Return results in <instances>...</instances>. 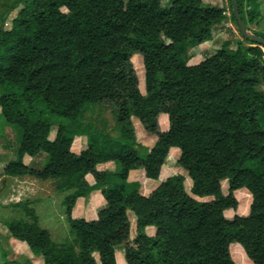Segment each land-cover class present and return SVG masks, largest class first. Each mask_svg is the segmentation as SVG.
Listing matches in <instances>:
<instances>
[{
    "label": "trees",
    "instance_id": "16d2710c",
    "mask_svg": "<svg viewBox=\"0 0 264 264\" xmlns=\"http://www.w3.org/2000/svg\"><path fill=\"white\" fill-rule=\"evenodd\" d=\"M236 1L245 26L256 23L258 2ZM225 18L223 7L202 0H14L1 14L0 115L16 141L3 174L52 179L68 192L62 204L73 244L56 245L27 202L14 206L32 221L6 222L8 234L42 264H116L118 247L125 264H234L232 244L252 264H264V51L240 35L234 48L226 42L197 64L182 58ZM231 20L236 25L232 13ZM91 106L109 111L114 126L84 123ZM133 120L155 137L150 147L136 141ZM76 136L87 140L74 152ZM175 149L189 193L183 175L160 178ZM40 153L39 168L23 163ZM110 162L114 170L105 168ZM131 170L154 180L152 189L143 193L127 182ZM239 189L250 195L248 212L228 219L223 211L236 209ZM95 190L103 203L95 216L74 218L75 201ZM128 211L136 217L133 238Z\"/></svg>",
    "mask_w": 264,
    "mask_h": 264
},
{
    "label": "rangeland",
    "instance_id": "374dc122",
    "mask_svg": "<svg viewBox=\"0 0 264 264\" xmlns=\"http://www.w3.org/2000/svg\"><path fill=\"white\" fill-rule=\"evenodd\" d=\"M14 0H0V16L11 5ZM204 4H211L223 7L225 19L211 28L209 40L195 45H187L182 53L183 60L187 65H194L205 58L212 55L224 43H229L230 48H234L237 41L242 40L237 26L231 20V7L228 0H202ZM258 2V10L260 17L257 22L248 25L249 32H261L264 34V0H256ZM162 4H166V0H162ZM17 9L14 10L4 27L8 28L10 19L15 15ZM245 45L247 43L243 42ZM264 51V49H262ZM131 63L138 79V89L143 94V67L141 57L135 54L131 57ZM264 89V85L261 86ZM40 107H43L40 104ZM48 116V115H47ZM84 123H92L96 120L105 121L108 126H114V121L109 113L102 107H89L84 112ZM158 127L160 130H165L167 126L166 118L160 115L158 120ZM135 138L139 144L150 147L155 140V137L146 133L136 120L132 122ZM55 134V126L51 127L48 135L49 139H53ZM87 138L85 136H76L72 142V150L79 151L85 147ZM16 148V141L13 132L4 124L0 115V263L4 260H15L20 264H42L40 257L34 256L27 246L12 238L6 228V222L10 219H22L24 221H32V219L24 213V211L14 206L17 202H27V207L32 209L36 215V224L45 229L50 239L56 244H73V237L69 232V227L64 215V206L62 204L63 198L68 192H59L55 188V181L52 179L39 180L30 176L10 177L3 174L5 164L14 159V151ZM140 154H144L145 150L138 148ZM176 149L172 150L165 158L164 164L161 168V180L175 175L181 174L184 177V189L189 193L190 180L186 173L176 165ZM44 153H40L34 157L27 155L23 156V163L30 168H39L44 161ZM114 163V162H112ZM116 165V164H115ZM116 167V166H115ZM107 168V166H105ZM115 169V168H113ZM136 179V177H135ZM89 183L92 182L90 176H87ZM151 180V179H150ZM140 183V190L146 193L153 187L154 180H151V186H146L139 180H134ZM127 182H133L131 178L127 177ZM222 192H227L226 181L221 182ZM236 199V209H227L223 211L226 218L230 219L234 215H246L250 205V195L245 189H239L233 192ZM100 196V191L95 190L89 193L86 197L79 198L75 201L72 208V216L74 218L82 217L85 219L93 218L96 210L103 205ZM207 200V198L205 199ZM128 219L130 225V238H133L137 231L136 217L128 211ZM145 232L149 235L153 234L152 228H146ZM76 249V248H75ZM229 253L234 264H252L247 258L242 248L236 244L229 247ZM96 261L97 255L93 254ZM116 264H125L123 247H118L115 250Z\"/></svg>",
    "mask_w": 264,
    "mask_h": 264
},
{
    "label": "water",
    "instance_id": "95a60500",
    "mask_svg": "<svg viewBox=\"0 0 264 264\" xmlns=\"http://www.w3.org/2000/svg\"><path fill=\"white\" fill-rule=\"evenodd\" d=\"M231 12L232 16L236 22L237 29L240 35L247 40L252 41L255 45L264 49V38L255 36L253 33L249 32L245 24L243 23L237 9V1L231 0Z\"/></svg>",
    "mask_w": 264,
    "mask_h": 264
},
{
    "label": "crops",
    "instance_id": "0c3cea01",
    "mask_svg": "<svg viewBox=\"0 0 264 264\" xmlns=\"http://www.w3.org/2000/svg\"><path fill=\"white\" fill-rule=\"evenodd\" d=\"M105 166H107V169H109V170H114L113 168H115L116 165H115V163L110 162V163L106 164ZM128 177L131 178L132 181L139 180V182H142L143 184H145L146 186H149V187L152 184L151 183L152 181L150 179L144 178L141 175V173L139 171H137V170H131V171H129ZM135 177H136V179H135ZM150 189H152V188L150 187Z\"/></svg>",
    "mask_w": 264,
    "mask_h": 264
}]
</instances>
